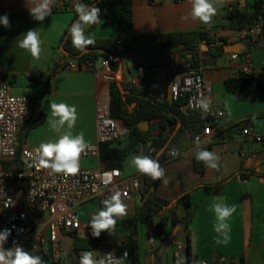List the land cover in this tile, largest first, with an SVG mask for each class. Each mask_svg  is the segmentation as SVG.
I'll use <instances>...</instances> for the list:
<instances>
[{"label": "crops", "instance_id": "obj_1", "mask_svg": "<svg viewBox=\"0 0 264 264\" xmlns=\"http://www.w3.org/2000/svg\"><path fill=\"white\" fill-rule=\"evenodd\" d=\"M81 0H63L61 8L55 9L52 0V15L43 21L35 20L29 14L31 0H0V16H8L10 27L0 24V64L7 81L11 85V92L17 96H26L31 101L32 115L30 121H36L45 116L42 124L29 129V122L19 134L20 148L39 147L42 143L55 141L59 135L67 131V125L54 132L48 125V120L55 122L58 118L51 116V103H66L74 105L77 110V120L71 129L73 135L81 131L89 144L97 143L96 107L100 100L111 99V83L115 81L116 71L108 69L98 60L93 67L82 70H59L61 65L77 61L61 46L64 33L74 20V4ZM133 1V30L116 31L113 27L112 10L103 9L101 24L88 29L84 26L85 36H92L95 40L107 41L114 49L122 50L132 42L136 35H164L172 33L199 32L209 26L203 25L198 19L191 18L192 4L190 0H150ZM237 5L248 12L258 10L264 15V0H224L218 5V12L213 17L212 28L218 40L225 39L227 44H240L239 53H250L253 64L259 75L260 90L255 99L237 101L233 94L225 87L228 78L240 77V63L231 59L230 51L224 50L216 54V48L201 46L194 48V55L189 54L191 62L201 70L205 83L212 88L207 100L218 105V109L225 112V116L218 120L203 121L199 124V132L211 137L209 151L220 157L219 170L206 167L204 172L195 170L194 157L201 148L193 142L196 134H185L177 142L176 150L181 155L172 160L164 169L157 192L160 196L174 200L187 189L197 186L190 194L192 217L188 222L174 226L168 220L164 230L156 228L160 218L155 217L151 222L139 227L137 240L139 246V264H187L185 259L177 260L175 252L181 246L186 254L190 247L191 264L207 261L212 264L218 257H226L234 264H263L264 263V143H259L237 132L228 131L230 126L243 119H250L257 134L264 137V32L258 37L238 39L237 30L230 28L229 9ZM65 7L66 9L63 10ZM39 32L41 56L34 59L29 52L18 47L17 41L23 38L28 30ZM63 29V31H62ZM117 42L121 44L115 46ZM221 45V42H220ZM218 45V46H220ZM223 45V44H222ZM180 50L183 45L178 47ZM225 49V48H224ZM173 52L158 42L142 39L137 48V54L129 51L122 60L123 84L128 89L143 92L156 97L158 100L167 99L166 84L168 76L157 72L148 76L138 73L137 67L143 62L154 61ZM40 74L41 77H35ZM185 111V110H184ZM186 112V111H185ZM187 113V112H186ZM203 127V129H202ZM152 138L159 137V122H149ZM147 131V132H148ZM124 147L126 143L117 144ZM139 151L130 154L121 168L123 178L142 175L130 164V158L141 155ZM104 167L100 157H91L79 161L80 169H98ZM234 175V176H233ZM167 181V184H164ZM223 183L218 190L215 184ZM207 185V186H205ZM223 198L225 205H235L236 210L226 221L231 228L230 242L227 245H217L213 225L216 223L215 213L211 210L217 198ZM127 215L117 219L115 237L110 242V249H116L129 237V230L125 221L132 218L140 202L137 198L126 200ZM171 201V202H172ZM176 203V202H175ZM173 206V205H172ZM104 205L98 200L84 202L75 207L83 222L91 220L92 216L102 210ZM180 217L185 211L182 207L177 210ZM45 234V231L43 232ZM80 237H90L92 233L82 231ZM70 239L69 250L62 247V241ZM68 248V247H67ZM50 251L46 264L51 261L62 260L69 264L74 252L72 238L68 235L61 238L59 247ZM58 253V256H57ZM97 254L98 262L101 260ZM40 256V255H38ZM187 256V255H186ZM41 259L43 256H40ZM42 261V260H41ZM126 264V260H124Z\"/></svg>", "mask_w": 264, "mask_h": 264}, {"label": "built area", "instance_id": "obj_2", "mask_svg": "<svg viewBox=\"0 0 264 264\" xmlns=\"http://www.w3.org/2000/svg\"><path fill=\"white\" fill-rule=\"evenodd\" d=\"M61 1L63 0H53L55 9L61 8ZM161 1L156 0L155 2ZM207 30L212 33L216 41L209 43L206 39H201L194 45L195 48L199 49L201 46L216 48L220 42L221 45L223 44L217 39L212 28L208 27ZM263 30V20H257L252 25L237 30L235 36L238 39L258 37ZM120 44L117 42L115 46ZM231 59L240 63L242 76L259 78L250 53L232 52ZM102 65L108 69L112 67L106 59L102 60ZM58 69L89 68L86 63L79 64L74 61L61 65ZM137 71L142 76L157 72L165 73L168 76L167 100L171 103L184 101L183 110L187 113L199 114L205 122L218 120L225 116V112L218 109L215 103H210L206 117L202 116L198 102L207 100L208 95L212 93V88L206 85L201 70L182 54L171 52L160 59L143 62L138 65ZM35 77L40 78L41 75L36 74ZM31 115L30 99L11 92V85L0 64V232L4 229L11 230V235L3 244V248L7 251L15 246L24 249L28 247L32 255L43 256L50 254L52 249L58 252L57 248L62 237L70 236L72 233L78 235L82 231L92 233L91 220L83 222L80 219L75 210L77 205L92 200L102 203L117 190L121 192L124 199L137 198L141 202V183L140 176L123 178L120 168L80 169L74 176H66L63 173L50 175V169L41 167L37 162L39 147L20 148L19 134L30 121ZM96 119L97 143L89 144V147L81 153L80 160L100 157V145L103 143L122 144L130 139V127L111 115L109 99H102L98 102ZM238 124L237 133L264 143V137L256 133L250 119H243ZM193 142L201 148H208L211 137L205 133H198L194 136ZM180 155V152L176 157L169 155V159L172 161ZM115 234L114 230L100 232L102 244L98 253L100 258L105 260V264H108L109 254L112 255L113 261L121 259L110 249V242ZM91 253L93 260H96V252ZM175 258L177 260L186 258L181 246H178ZM234 262L226 257H218L212 264H234ZM197 264L210 263L201 261Z\"/></svg>", "mask_w": 264, "mask_h": 264}, {"label": "trees", "instance_id": "obj_3", "mask_svg": "<svg viewBox=\"0 0 264 264\" xmlns=\"http://www.w3.org/2000/svg\"><path fill=\"white\" fill-rule=\"evenodd\" d=\"M153 2L154 0H150ZM79 3L85 4L89 7L95 6L100 9L98 18H103V9L110 7L112 10L113 27L116 31H131L133 30V1L132 0H81ZM63 10H65V7ZM74 20L78 16L73 9ZM230 28L233 30H241L252 25L257 20H263L264 15L256 10L255 12H248L237 5L231 7L229 11ZM69 25L67 29L70 27ZM96 25L89 26L88 29L94 28ZM65 31L61 46L67 51L79 64L86 63L88 68L100 59L109 60L114 71L118 70L117 58L123 60L129 51L137 54V48L142 39L158 42L159 44L172 48L173 52L182 54L187 57L189 54L194 55V45L201 39H206L209 43H214L216 38L207 28L199 32L188 33H172L164 35H136L132 42L126 45L122 50L111 48L107 41L95 40V44L88 46L85 51L87 55H82L76 48L72 46L71 37L68 31ZM264 32V30H263ZM226 40H223V45L216 47V54L224 53ZM183 45L184 48L180 50L178 47ZM95 49H102L98 51ZM190 61L191 59L188 58ZM124 85V84H123ZM129 94H123L117 86V82L111 83V115L118 120L124 122L130 127V139L124 147L115 145L113 142H107L100 145V161L105 168H122L126 158L139 151L142 148V155H147L153 159H158L162 168L171 162L169 159V150L175 149L178 140L185 134L194 135L199 132V124L203 122V118L199 114L186 113L183 110L184 101L171 103L167 99L158 100L152 95L138 92L133 89H128ZM226 90L233 94L237 101H246L255 99L260 90V82L257 78L252 76H240L228 78L225 81ZM264 116V113L258 114L253 118ZM45 120L43 115L35 122L30 121L28 128H34L42 124ZM159 122V137L152 138L150 131L143 132L139 128L142 122ZM179 124H181L179 126ZM203 129V127H202ZM239 124L230 126L228 131L237 132ZM118 144V143H117ZM19 158V157H18ZM195 170L199 173L204 172L202 162L196 160L194 157ZM234 176V175H233ZM161 179L152 181L150 177L142 175L141 185V204L137 208L135 215L125 221V226L129 230L128 239L123 242L117 249L116 254L122 259L123 252L128 253L125 259L126 264H139V246L137 240L138 229L141 225L151 222L155 217L160 220L156 225L157 230H164L168 220H172L173 225L176 226L182 222H188L192 217L190 194L194 188L191 187L184 191L173 206L169 207L172 200L160 196L157 192V187ZM223 183L215 184L213 187L220 190ZM207 186V185H205ZM208 187V186H207ZM182 207L185 211L184 216L180 217L177 209ZM115 230V229H114ZM73 240L74 252L69 264H80L81 254L84 252H96L101 250V237H80L76 233L70 234ZM29 252V248H25ZM30 253V252H29ZM31 254V253H30ZM187 264H191L190 247L186 249ZM35 256V255H33ZM50 254H44L42 257V264L48 262ZM51 264H64L60 260L51 261Z\"/></svg>", "mask_w": 264, "mask_h": 264}, {"label": "clouds", "instance_id": "obj_4", "mask_svg": "<svg viewBox=\"0 0 264 264\" xmlns=\"http://www.w3.org/2000/svg\"><path fill=\"white\" fill-rule=\"evenodd\" d=\"M192 4L191 18L198 19L201 24L209 27L213 24V17L217 15L218 5H222L224 0H190ZM33 6L29 7V14L38 21H43L46 16L52 15V0H31ZM75 12L78 16L71 26L67 29L71 37V43L82 55H87L85 49L95 44V39L92 36H85L84 26L101 24V19L98 18L100 9L95 6H87L76 2L74 4ZM0 24L5 27H10L8 16H0ZM63 31V29H62ZM41 39L39 32L35 29L28 30L23 34V38L17 41L18 47L26 50L30 55L39 60L42 52ZM210 101L200 100L198 107L202 111V116L206 117L209 111ZM51 116L58 119L53 122L48 120L49 127L56 133H60V129L67 125V131L59 135L54 142L49 141L42 143L37 150L39 156L38 164L46 169H50V175L63 173L64 175L78 174L79 161L81 153L88 147L89 143L85 140V134L81 131L77 135H73L71 129L75 126L77 120V110L74 105L66 103H51ZM199 139V138H197ZM169 155L176 157L179 155L178 150L172 149ZM196 160L204 162L206 167L219 170L220 157L215 152L209 151L206 148H200L196 152ZM130 164L137 172L148 176L152 181L161 179L164 176L165 169L161 167L158 159H153L147 155H134L130 158ZM118 175V171L116 172ZM167 184V181H164ZM219 203H214L211 210L215 213L216 223L213 225L214 231L218 234L215 237L217 245H227L230 242V225L226 222L235 212V205H225L223 198H217ZM104 208L96 212L90 221L93 229L92 235L99 237L101 231L112 232L115 229L117 219L127 215V205L121 199V192L115 191L109 199L104 200ZM11 235L10 229H4L0 232V264H42L40 256H33L24 248L15 246L7 251L4 250L3 244ZM128 253L125 251L123 258L120 260H112V255L107 257L108 264H124ZM80 264H97L93 260L91 252H84L80 257ZM98 264H105V260L101 259Z\"/></svg>", "mask_w": 264, "mask_h": 264}, {"label": "water", "instance_id": "obj_5", "mask_svg": "<svg viewBox=\"0 0 264 264\" xmlns=\"http://www.w3.org/2000/svg\"><path fill=\"white\" fill-rule=\"evenodd\" d=\"M225 50L226 51H230V52H238L241 48L240 44H226L225 45ZM98 51H103L102 49H95ZM66 52V51H65ZM67 53V52H66ZM116 62L118 63V70L116 71L115 75H114V79L117 82V86L120 89V91L123 94H129L130 92L124 87L123 85V69H124V64L123 61L120 58L116 59ZM181 124H179L180 126ZM139 128L141 131L143 132H147L149 130V122L145 121L139 124ZM184 194V193H183ZM183 194H181L179 197H177L176 199H174L170 204L169 207H171L175 202L178 201V199L183 196Z\"/></svg>", "mask_w": 264, "mask_h": 264}, {"label": "rangeland", "instance_id": "obj_6", "mask_svg": "<svg viewBox=\"0 0 264 264\" xmlns=\"http://www.w3.org/2000/svg\"><path fill=\"white\" fill-rule=\"evenodd\" d=\"M178 209H179V208H178ZM178 209H177V210H178ZM70 245H71V241H70V239H65V240L62 241V247H63V248H66V250H69ZM67 247H68V248H67Z\"/></svg>", "mask_w": 264, "mask_h": 264}]
</instances>
